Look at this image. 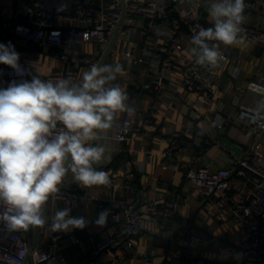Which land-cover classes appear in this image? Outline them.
<instances>
[{
  "label": "crops",
  "instance_id": "obj_1",
  "mask_svg": "<svg viewBox=\"0 0 264 264\" xmlns=\"http://www.w3.org/2000/svg\"><path fill=\"white\" fill-rule=\"evenodd\" d=\"M46 1L72 8L82 0H63V3L61 0ZM165 1L169 11L172 10L169 0ZM200 1L202 7L192 15L212 27L207 12L208 0ZM249 1L255 6L245 9L248 25L263 28L264 31V0ZM32 2L33 0H0V43L5 44L17 10L22 13L23 23L28 21L27 12ZM91 2L97 9L100 8L99 0ZM142 22L147 26L148 21ZM138 24L136 20L128 27L126 34L117 35L102 65H122L123 71L113 83L126 91L128 103L139 109L140 119L151 118L158 129L155 132L146 131L133 135L130 140L121 144L114 141V127L103 133L102 139L95 143L106 147V155L111 160L96 167L97 170L108 173L113 180L112 188L105 185H78L69 172L60 188L77 193L79 197L69 201L49 198L45 206V216L49 223L39 226L38 245L62 255L64 261L59 264H139L146 258H151L154 264H242L245 260L243 243L248 234L244 227L235 223L233 204L221 207L219 196L201 198L189 181L188 172L190 167L201 165L212 169H231L232 159L242 156L254 144V138L241 123L234 122L219 130L213 125V121L228 116L234 118L241 106L264 108V103L261 102L263 98L249 92L246 87L250 80L264 74V49L242 35L243 43L239 45L221 44L222 54H227L229 58L213 67L218 87L204 101L192 99L186 91L182 70L164 75L160 87L156 84L161 64L152 55L145 58L146 62L140 68L131 71L132 85L125 84L124 73L128 67L124 51L130 49L136 56H142L145 50L153 51L152 43L156 39L151 32L142 35ZM164 38L168 40V34ZM183 44H186V40ZM109 46H78L74 51H92L97 55L99 65ZM54 50L53 46L30 42L16 48L20 60L29 64L30 79L32 75H36L45 80L54 69L62 67V63L53 56ZM189 54L191 55L190 49ZM232 68L237 71L236 76L232 74ZM145 84L150 86L148 91L142 88ZM191 129L188 135L180 138L183 150L179 156L165 160L158 155L164 147V138ZM231 179L232 184H242L249 189L253 187L250 174L240 175L235 172ZM128 180L132 184L129 189L126 188ZM151 199L172 207L173 217L168 219L167 225L162 218H149L143 229L134 236V250H107L98 257L91 258L94 241L89 225L97 219L100 212L109 210V220L113 205L125 201L134 202L139 211L145 212L146 204ZM65 207L71 208L72 216L84 217L86 226L62 232L65 236L60 240L62 248L58 251L54 247L55 234L51 233L50 222L55 211ZM120 229V226L111 225L107 234L113 235ZM194 231L205 234L206 238L194 239ZM27 234L34 246L36 226H30Z\"/></svg>",
  "mask_w": 264,
  "mask_h": 264
},
{
  "label": "built area",
  "instance_id": "obj_2",
  "mask_svg": "<svg viewBox=\"0 0 264 264\" xmlns=\"http://www.w3.org/2000/svg\"><path fill=\"white\" fill-rule=\"evenodd\" d=\"M172 10L169 11L165 0H99V9L91 0H82L69 8L49 3L46 0H33L28 9V21L21 20L22 13L17 10L9 29L5 44L11 42L15 50L21 44H47L55 48L53 56L62 63V67L54 69L47 80L58 77L71 78L78 82L83 72L93 64L98 65L97 55L92 51L78 53L74 48L78 46L107 47L115 35L126 34L131 25L138 20L142 35L153 33L156 39L152 43L153 51L145 50L142 56H136L130 49L124 51L128 70L124 73L126 85H132L130 73L140 68L146 57L152 55L161 64L160 75L156 77V84L162 85L164 75L175 70L183 71V82L186 91L192 99H206L210 92L218 87L214 68L196 64L195 58L189 54L192 36L200 28H208L196 15L202 5L200 0H169ZM63 3V0H61ZM246 9L254 7L251 1H246ZM142 21H148L147 26ZM244 31L240 34L254 45L264 49L263 28L249 26L246 19L243 23ZM167 34L169 39L164 38ZM186 40V44L183 41ZM62 48L63 50H59ZM222 61L228 60L227 54H222ZM25 70L24 76H18L7 65L0 64V88H6L13 80L19 82L30 80V71L27 62L19 60ZM232 74L237 71L232 68ZM246 87L253 94L264 99V74L250 80ZM143 90L148 91L150 86L145 84ZM135 113L118 114L114 121V141L118 144L130 140L133 135L155 132L158 127L151 118L140 119V111L133 107ZM258 109V108H257ZM264 115V108L259 109ZM253 108L241 106L238 114L233 118L228 116L221 120L215 119L213 125L223 130L234 122L241 123L254 138V144L242 156L232 159L231 169H212L206 166L190 167L189 181L195 186L201 198L210 199L219 196V204L226 207L233 204V219L238 226L244 227L247 238L243 243L245 260L242 264H264V121H257ZM191 130L179 131L164 138V147L158 155L167 160L179 156L182 149L180 138L188 135ZM166 167V166H165ZM237 172L240 175L250 174L253 187L247 188L242 184H232L231 177ZM112 188L113 180L109 178ZM131 181L126 182V188L131 187ZM157 186H159L157 184ZM234 192V193H231ZM53 199L69 201L79 197L77 193L60 188V191L51 196ZM173 209L151 199L146 204L145 212L137 209L131 201L113 205L110 218L103 227L97 226L95 220L89 225V232L94 241L91 258L98 257L107 250H134V236L143 229L146 220L157 217L168 219L173 217ZM120 226L113 235L107 234L109 226ZM54 247L59 251L60 240L65 236L62 232H52ZM194 239H205L206 235L194 231ZM27 230H9L6 224L0 222V264H59L64 261L58 252L48 251L44 246L37 245L35 249ZM115 264V263H110ZM139 264H154L151 258H146Z\"/></svg>",
  "mask_w": 264,
  "mask_h": 264
},
{
  "label": "clouds",
  "instance_id": "obj_3",
  "mask_svg": "<svg viewBox=\"0 0 264 264\" xmlns=\"http://www.w3.org/2000/svg\"><path fill=\"white\" fill-rule=\"evenodd\" d=\"M245 9V0H208L213 26L200 28L190 41L196 64L216 67L223 59L221 44L243 43ZM19 60L11 42L0 43V64L24 76ZM122 71L119 63L93 64L78 82L32 75L0 88V222L9 230L48 224L45 206L69 172L84 187L109 184L108 173L96 167L108 158L107 149L95 142L113 128L118 114L135 113L126 91L113 83ZM254 112L257 121H264L259 109ZM70 213L69 207L56 210L50 230L86 226L84 217ZM108 215L109 210L100 212L95 224L105 226Z\"/></svg>",
  "mask_w": 264,
  "mask_h": 264
},
{
  "label": "water",
  "instance_id": "obj_4",
  "mask_svg": "<svg viewBox=\"0 0 264 264\" xmlns=\"http://www.w3.org/2000/svg\"><path fill=\"white\" fill-rule=\"evenodd\" d=\"M116 37H117V35H115V37L113 38V40H112L110 46L108 47V48H109L108 51H107L106 54L104 55V58H103V60L99 63V65H102V64H103L106 55H107L108 52L112 49L113 44L115 43ZM110 160H111V157H108L104 162H102L101 164H99V165H97V166L104 165L105 163L110 162ZM38 233H39V226H36V243L34 244V247H33L32 249H35V248L37 247V245H38Z\"/></svg>",
  "mask_w": 264,
  "mask_h": 264
}]
</instances>
